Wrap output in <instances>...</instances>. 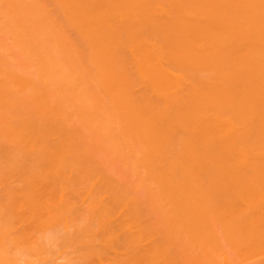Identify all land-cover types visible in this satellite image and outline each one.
I'll return each mask as SVG.
<instances>
[{"label":"bare ground","instance_id":"1","mask_svg":"<svg viewBox=\"0 0 264 264\" xmlns=\"http://www.w3.org/2000/svg\"><path fill=\"white\" fill-rule=\"evenodd\" d=\"M0 264H264V0H0Z\"/></svg>","mask_w":264,"mask_h":264}]
</instances>
